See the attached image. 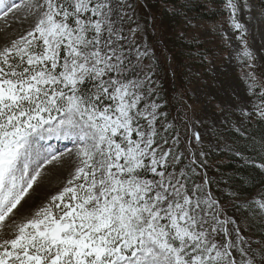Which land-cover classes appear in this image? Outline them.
<instances>
[{"label":"snow or ice","instance_id":"snow-or-ice-1","mask_svg":"<svg viewBox=\"0 0 264 264\" xmlns=\"http://www.w3.org/2000/svg\"><path fill=\"white\" fill-rule=\"evenodd\" d=\"M39 7L34 30L0 51V226L40 177L33 137L78 141L79 164L50 204L0 242V264H256L229 230L234 221L221 219L210 194L178 170V141L158 129L160 106L141 91L151 78L110 76L124 63L113 48L111 0ZM228 7L235 14L233 0Z\"/></svg>","mask_w":264,"mask_h":264},{"label":"rangeland","instance_id":"rangeland-1","mask_svg":"<svg viewBox=\"0 0 264 264\" xmlns=\"http://www.w3.org/2000/svg\"><path fill=\"white\" fill-rule=\"evenodd\" d=\"M192 1L208 8L213 3L212 0ZM223 1L228 5V0ZM41 3L42 0H21L16 8L10 7L7 15L0 14V51L12 47L13 42L34 30L44 11L39 7ZM233 3L235 14L227 7L224 13L219 10V17L212 22L192 19L180 5L163 4L177 14L176 40L193 41L197 45V58L191 61L177 59L178 53L184 52L173 55L169 49L171 41L165 36L155 33L156 41H153L150 28L142 21L149 0H111L113 30L119 37H113V48L124 63L110 76L125 82L144 81L150 77L141 91L146 93L147 103L160 106L158 129L162 133L171 125L170 135H163L170 141L178 139L179 134L174 132L177 126L174 127L176 123L171 117L174 111H183L179 126L185 131L187 144L198 149L201 156L208 149L218 150L226 145L221 137L222 129L236 127L242 121L241 117H246L248 112H260V107L264 106L257 94L264 91V29L257 32L254 25V20L264 22V13L259 6H264V0H233ZM236 23L242 28L236 29ZM168 37H171L170 31ZM245 51L251 53L250 58L244 55ZM113 63L118 62L114 60ZM182 120L187 122L186 127ZM80 146V143H73L67 152L49 164L47 160L54 147L43 149L48 146L33 139L34 152L40 153L41 174L29 195L0 226L3 229L0 242L13 239L17 225L31 219L37 210L50 204L52 197L62 191L79 164L75 152Z\"/></svg>","mask_w":264,"mask_h":264},{"label":"trees","instance_id":"trees-1","mask_svg":"<svg viewBox=\"0 0 264 264\" xmlns=\"http://www.w3.org/2000/svg\"><path fill=\"white\" fill-rule=\"evenodd\" d=\"M212 2V7L208 8L200 3L196 5L192 0L187 4L186 0H149L148 9H145L148 11L142 21L150 28L154 42L155 33L165 36L171 41L169 49L173 55L177 52L185 53H178L177 59L195 61L197 45L193 41L176 40L175 29L179 25L177 14L169 11L163 4H175L177 7L180 5L186 8V14L192 19L200 18L212 22L219 17L220 14H217L219 10L224 13L228 7L223 0ZM158 41L163 42L160 39ZM85 88L91 92L94 89V82L90 81ZM258 98L264 102L260 96ZM182 112L174 111L175 114L171 117L176 123L174 127L177 126L174 132L179 134L178 139L172 140L178 141L175 145L176 153L179 154V150L181 151L178 170L185 169L190 184L200 185L210 194L217 202L220 218L234 221L228 225L229 230L239 231L256 264H264L261 255L264 253V209L260 207L264 202V116L260 112L252 114L248 112L246 117H241L242 121L236 127L222 129L221 137L225 139V146L218 150L208 149L205 155L201 156V152L192 144L188 145L185 140V131L178 123ZM182 121L186 127L187 122ZM171 129L163 131L162 134L170 135Z\"/></svg>","mask_w":264,"mask_h":264},{"label":"bare ground","instance_id":"bare-ground-1","mask_svg":"<svg viewBox=\"0 0 264 264\" xmlns=\"http://www.w3.org/2000/svg\"><path fill=\"white\" fill-rule=\"evenodd\" d=\"M21 2V0H11L9 2L6 3L5 8L7 9V12H9V10H11L10 7L16 6ZM260 7H262V12L264 13V6L261 4H259ZM1 15H3L2 12H0ZM262 20V19H261ZM261 20H254V25L256 27L257 32H260L264 29V22L260 23ZM259 33V34H260ZM257 42V40H256ZM46 137V139H45ZM33 139H37L40 143H42L45 146H51L54 147V150L52 151V153H50L51 155H55V156H60L62 155L64 152H67L69 150L70 147H72L73 143H75V145L77 143H79L78 141H75L73 139H69L66 137H60L57 138L56 136L53 135H48V134H44L43 138L41 137H33ZM60 146L61 148H56V146ZM76 153V152H75Z\"/></svg>","mask_w":264,"mask_h":264}]
</instances>
